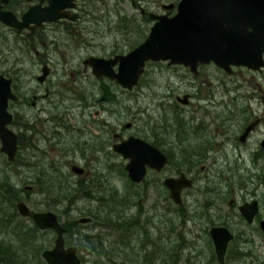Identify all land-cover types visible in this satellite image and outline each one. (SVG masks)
Returning a JSON list of instances; mask_svg holds the SVG:
<instances>
[{"label":"flooded vegetation","instance_id":"af4514ba","mask_svg":"<svg viewBox=\"0 0 264 264\" xmlns=\"http://www.w3.org/2000/svg\"><path fill=\"white\" fill-rule=\"evenodd\" d=\"M74 1L76 5L67 8L73 17L41 24L30 22L23 28L0 19V75L8 79L11 86V93L5 96L1 91L4 84L0 83V106L7 97L6 110L11 114L7 127L17 134V151L13 159L2 150L0 138V234H6L8 229L12 231L15 205L18 211L17 202L20 200L26 201L33 213L54 209L62 221L57 210L63 212L65 199L46 187L93 188L96 196L88 199L92 204L99 203L100 199L107 198L105 189L110 186L111 170L118 168L133 184L132 188L137 189V203L127 210H135L140 234L146 231L151 239L159 236L161 227H167L155 221L160 204L167 203L170 210L164 215L171 214L173 232L168 236H162V232L158 240L152 239L156 243L152 245L155 250L152 264H178L183 253L187 264H222L211 234V229L216 226H224L233 234L227 244L224 264H264L254 251L256 242L252 238L259 233L264 242V67L249 68L258 72H171L169 75L174 76L172 83L163 85L166 93L164 100H160L161 104L170 106L169 112L161 113V117L150 124L140 123V132L127 134L122 128L115 127L111 116L106 115V106L119 99L118 92L113 89L116 85L124 90L132 89L124 88L107 76H96L85 58V67L91 68L90 75L98 82L100 95H96L93 91L96 83L93 84L89 74L76 72L74 63L67 62V69L61 72L54 69L50 62L54 61V47L52 50L49 45H55V49L66 46L68 54L75 57L82 46V42L77 41L80 28L97 20L121 31L122 36L115 37V45L140 37L141 43L157 21L155 15L173 16L180 0L163 3V9H160L158 0H131L134 7L130 15L115 4L118 0H92L91 4L84 5H80L79 0ZM94 1L100 4L94 6ZM39 4L45 6L48 0H9L3 2L2 9L22 19L31 6ZM102 8L104 11L100 10ZM118 40L121 41L118 43ZM124 53L127 52L121 48L99 57L110 58ZM68 69L71 72L68 73ZM102 80L117 93L116 100L100 99ZM70 91L73 93L70 99L74 97L81 102V115L75 113V105L68 102ZM184 96L186 100H183ZM132 124V121L124 122L126 128ZM131 135L148 141L167 156V162L160 169L146 164V174L141 181L130 177L126 169L130 158L114 147ZM114 156L122 159L115 161ZM182 174L191 180V184L182 188L181 202H177L165 180ZM150 186L157 190L163 187L167 194L166 197L159 195L146 206ZM97 189L100 191L96 192ZM37 191L44 195L45 202L49 199V208H42L34 202L32 194ZM79 194L83 195L82 191ZM16 196L19 197L17 201ZM160 196L164 199L159 200ZM78 212L80 215L72 218V229L78 230L94 221L92 230L95 232L98 225L95 216ZM81 216H90L91 220L78 221ZM24 218L31 221L30 224H36L32 215ZM177 220L183 227L187 221H192L194 228L175 234L179 227ZM48 229L52 228L40 230ZM136 238L140 241L138 234ZM2 247L8 250L11 264L25 256L28 260L33 256L31 250L40 249L39 246L13 243ZM167 247H171L168 250L173 252L172 255L166 253L169 252ZM46 248L39 250L42 259ZM207 250L211 254L205 258Z\"/></svg>","mask_w":264,"mask_h":264},{"label":"water","instance_id":"95a60500","mask_svg":"<svg viewBox=\"0 0 264 264\" xmlns=\"http://www.w3.org/2000/svg\"><path fill=\"white\" fill-rule=\"evenodd\" d=\"M0 0V19L18 28L30 22L41 24L43 21L73 17L67 8L76 5L74 0H48L45 6L33 5L22 19L13 12L2 9ZM170 5H165L169 7ZM158 19L152 25L147 38L127 53L106 58L90 56L85 59L96 76H107L124 88L133 89L146 69L148 61H166L168 64H181L192 72H199V65L214 62L226 72H233L234 66L251 69L264 67V0H180L178 10L173 16L155 15ZM117 65V69H115ZM3 94L11 93L10 81L0 75ZM101 100H116L117 93L110 85L101 81ZM183 100H186L184 96ZM7 97L0 106V138L2 150L10 159L17 151V134L7 127L11 114L7 113ZM129 125V124H128ZM115 149L130 158L126 169L134 181H141L146 174V164L162 168L167 156L159 148L141 137L131 135L115 144ZM165 183L171 195L181 202V190L191 184L184 174L168 177ZM31 186H29L30 188ZM19 213L32 215L40 229L52 228L56 232L53 247L42 252L48 264H82L74 244L66 245V227L53 210L35 211L24 200L17 202ZM251 215L249 219L251 220ZM90 216H81L78 221H90ZM264 228V221L262 223ZM219 261L224 264L228 241L233 234L224 226L211 229Z\"/></svg>","mask_w":264,"mask_h":264},{"label":"rangeland","instance_id":"374dc122","mask_svg":"<svg viewBox=\"0 0 264 264\" xmlns=\"http://www.w3.org/2000/svg\"><path fill=\"white\" fill-rule=\"evenodd\" d=\"M91 1L92 0H79V3H80V5H84V4H88V3L91 4ZM111 1H114V0H111ZM170 1H172V0H158V2L160 4V9H163V7H162L163 3H169ZM95 3L100 4V2L94 1L92 5H94ZM154 3H156V1ZM115 4H118L119 6H121V8L123 10H125L128 15H130L132 13L131 11H132L134 6H133L131 0H118V1H116ZM100 10L104 11L103 8ZM120 32L121 31H119L116 27H112V26L110 27L109 25H107V23L105 21L100 22V20H97V21H95L94 24H91V25L88 24L86 27L80 28V34L77 36V38H78L77 41L82 42V46L80 47V52L77 53L75 55V57H72L68 54L69 50L66 46L60 45V47L55 49V45H52V46L49 45V47L52 50L54 47V50H53L54 61L52 60L50 62H52L54 64V69H56L57 72H61V70L65 69V68L67 69V65H68L67 62L74 63V70L76 72H80L81 74H89L90 80H93V84L96 83L95 85H93V91H95L96 95H100V89L98 87V82H96L94 80V77H92V74L90 75V72L92 73V70L89 66H88V68L85 67L83 60L92 54L98 55V56H108L114 50L117 51L118 49H121V48L124 49L125 52H128L131 49V47L133 45L132 43L134 42V40L130 39L127 42L121 43L120 45H115V43H116L115 37H121L122 36ZM146 34H147V32L145 33V36H146ZM118 39H120V38H118ZM120 41L121 40H118V43ZM135 41L137 42L138 39ZM68 47H70V46H68ZM67 58H69V60H67ZM32 63H34V59L32 60ZM31 66H32V64H31ZM69 72H71L70 69H68V73ZM171 72H180V73L184 74V72H192V71L188 67L181 65V64L169 65L166 61H162V60L153 61V60H151V61L147 62L146 70L142 74L140 82L132 90H124L121 86H117L115 84L116 86L113 87V89L116 92H118L119 99L116 102L113 101V103L112 102L107 103L108 105L106 106V110H107L106 115L111 116L113 122L115 123V127L116 128H122L124 130V132L127 134L128 133L136 134V133L140 132V127H141L140 125L142 124V122H145V120L147 119L148 113H150L153 116V120H158L161 117V113H165V109H164L163 105H161L160 100H164L163 97H164V94L166 93L165 90L163 89V85H167V84H169V82H171L173 80L174 76L169 75ZM199 72H226V71L224 69L220 68L219 66H217L214 62H210V63L200 64L199 65ZM233 72H258V71L251 70L245 66H238V67H234ZM175 84H178V83H175ZM91 88H92V86H91ZM123 91L124 92L126 91V92L124 93ZM68 96H69V99H70V96H73L72 91L68 92ZM68 102L72 105H75V113L78 112V115H81V110H82L81 102H78V100L75 99L74 97H72L70 99V101L68 100ZM78 104H79V106H78ZM166 107L169 109V106H166ZM167 112H169V110ZM126 121H132L133 122V124L130 128H126L124 126V122H126ZM148 122H147V124H148ZM112 159L120 162V160L122 158L120 156H114ZM169 168H171V166H169L168 169ZM169 170H171V169H169ZM121 171H122V173H121ZM110 175H111L110 176L111 179L109 182L110 183L109 187H111V186L118 187L120 189V191H122V192H125L126 189H128L129 179L125 175L123 170H120L118 168L112 169ZM149 175H152V173H150ZM150 177H152V176H150ZM47 190H48V188H47ZM133 190L135 192L137 191L136 188H133L132 191ZM159 191L161 192V194H159ZM166 192H167V190L163 189V187L160 188L159 190H157V189L150 186L147 189L145 205L148 206V205L152 204L154 199H157V197H159V195H163L166 197V194H167ZM144 193L146 194V192H144ZM139 195H140V193H139ZM187 195H189V194H187ZM198 196L201 197V194H199ZM32 198L34 199V202L36 204L40 205L42 208H49V206H48L49 199L47 198L46 202H45L44 195H42L40 191L33 193ZM43 199H44V201H43ZM161 199H164V197L160 196L159 200H161ZM66 204H67V201H65V205ZM91 205H92V203H91V201H89L88 198L82 197V198L76 200L74 205H72V207H73L72 210H69L68 212H65V211L62 212L61 209H58L57 212L59 213L62 221L73 220L72 218H77L80 215L78 212L79 208H87ZM160 207L161 208L159 211V216L155 217V221H156V223H158L160 225L167 226V227H161L162 230L159 231V236L161 235L162 232H163L162 236H168V235L172 234L171 232H173V231H171V229L174 227L170 225L171 224V214L168 215V213H167L166 215H164V212L165 211L170 212V210L167 208V203L162 202L160 204ZM162 207L165 208V210L162 209ZM156 213H158V212H156ZM161 213H163V214H161ZM30 222L31 221H26L27 224L28 223L30 224ZM95 222L98 223L97 228H96V232L107 231V228L103 224V222L98 221L96 219H95ZM93 224H94V221H91V224L89 223L87 225H84L82 228V231H83L82 233L85 234L87 231H92V228H94ZM181 224H182L181 221H179V220L176 221V225H178L179 227L176 228V226H175V228L177 229V231L174 232L175 234L181 233L182 231L188 230L190 228H194V224L192 221H187L185 227H183ZM164 230H167V232H164ZM43 232H44V234L39 233V235H40L39 237L43 241L39 250H42L43 248H46V247H52L54 245L55 239H56V233L54 230L48 229V230H45ZM159 236H157L156 238L153 237L152 239L158 240ZM0 237L6 238V240H8V238H10V237L14 238L13 233L11 232V234H9L7 231H6V234L1 233ZM65 238H66L67 244H76L75 238L77 239L78 235L66 234ZM252 238L256 242L255 247H253L255 253H257V255L260 256L264 260V242L262 240V234L256 233L254 236H252ZM162 239L167 241V238H162ZM203 239L204 238L202 237L201 238V244L202 245L204 244ZM173 240H174V238H173ZM170 243H174V242L171 241ZM18 244L22 245L25 243L20 242ZM29 245H31V244H29ZM168 248L171 249V247H167L166 250H168ZM97 250L98 249H94L91 252L81 251L79 253V255L83 258L82 264H95V262H97V261L104 260L103 258H100L97 255V253H96ZM166 253H168L170 255L173 252L170 250L169 252H166ZM210 254H211V252L209 250H207V254H206L205 258L209 257ZM178 255H180V254L178 253ZM180 257H181V261H179L178 264H187L186 263V261H187L186 254L183 253V256H180ZM168 258L169 257H167V259ZM192 260L193 259H191V261ZM196 264H199V263L197 262Z\"/></svg>","mask_w":264,"mask_h":264},{"label":"trees","instance_id":"16d2710c","mask_svg":"<svg viewBox=\"0 0 264 264\" xmlns=\"http://www.w3.org/2000/svg\"><path fill=\"white\" fill-rule=\"evenodd\" d=\"M140 36L141 35L138 37ZM144 37L145 35L143 38ZM140 41L141 37L138 38L137 42L134 41L132 43L133 45L131 44V49L138 45ZM161 105H163L165 112L170 110V106L169 109L166 107L168 106L167 103ZM152 120L153 116L148 113L145 122L147 123L149 121L148 124H150ZM145 132H147V130H145ZM132 186L133 184L128 182V189H126L125 192L120 191V189L115 186L108 187L105 189L106 199L99 198V203L96 202L87 208L78 209L81 214L95 216L96 220L103 222L108 228V231L93 232L92 230L84 234L82 233L83 227H80L78 230L72 229L73 220H66L64 222V225L67 227L66 234L78 235V238H75V243L78 246L79 253L81 251L91 252L94 249H98L96 252L97 255L104 260L97 261L95 264H152L154 260L153 254L155 250L152 248V245L156 244L155 241L148 236V233L145 231L146 228H144L145 232L143 234L146 235V237L139 233L138 217L136 216L135 210L130 212L127 210L129 206H132V204L136 202L135 197L138 195L134 190L132 191ZM47 188L48 191L54 195H61L63 199L67 201L66 205L64 201L63 211L65 212L70 210V207L74 205L76 200L82 197L88 198L89 196H96L93 194L95 190L93 188ZM79 191H82L83 195H77ZM98 191H100V189L96 190V192ZM18 199L19 197L16 196L15 200L17 201ZM15 214V223L12 227V231L8 229L10 234L11 232L13 233L14 238L10 237L6 240V238L0 237V264H11L8 257V250L2 246H6L9 243L18 244L22 242L41 247L43 243L42 239L39 237V233L44 234V232L34 223L27 224L25 218L21 217L17 211L16 205ZM137 234L138 237H140V241H137ZM141 244H143V246H140ZM39 254V250H31V255L33 256L28 260L26 259L27 256L16 259L15 264H48ZM172 254L173 253H171V255Z\"/></svg>","mask_w":264,"mask_h":264}]
</instances>
